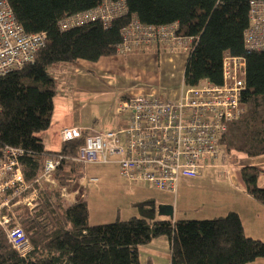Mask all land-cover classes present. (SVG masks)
I'll list each match as a JSON object with an SVG mask.
<instances>
[{
  "label": "trees",
  "instance_id": "trees-1",
  "mask_svg": "<svg viewBox=\"0 0 264 264\" xmlns=\"http://www.w3.org/2000/svg\"><path fill=\"white\" fill-rule=\"evenodd\" d=\"M26 34H46L45 46L21 69L0 78V148L24 150L25 179L41 191L30 212L21 209L19 223L32 251L22 258L0 228V264H139V248L165 236L171 264H252L264 259V241L246 236L240 216L230 212L212 219L170 220L156 216L153 201L136 204L140 216L91 225L85 198L70 202L63 190H72L85 175L79 162L81 138L64 142L59 152L48 151L37 136L50 127L58 82L50 69L81 60L97 62L115 55L124 29L134 21L144 25L178 24L177 34L192 39L187 52L183 87L204 81L223 83L226 55L246 62L244 112L228 125L221 141L223 161L236 164L239 156L264 155V51H248L244 35L249 26L251 1L264 0H6ZM127 12L108 26L90 21L62 31L60 23L97 9L105 2H120ZM128 96L122 97V99ZM61 158L54 172L55 186L38 185L45 164ZM262 170L240 171L246 192L264 203V188L257 185Z\"/></svg>",
  "mask_w": 264,
  "mask_h": 264
},
{
  "label": "built area",
  "instance_id": "built-area-1",
  "mask_svg": "<svg viewBox=\"0 0 264 264\" xmlns=\"http://www.w3.org/2000/svg\"><path fill=\"white\" fill-rule=\"evenodd\" d=\"M127 12L120 2H105L97 9L68 18L60 23L62 31L100 20L104 26ZM178 24L144 25L134 21L122 34L120 54L143 47L178 48L188 52L192 39L177 34ZM46 34H26L18 24L10 4L0 0V78L21 69L35 59L45 46ZM248 51H264V1H251L249 26L244 35ZM223 83L204 81L200 86L182 89L172 100L156 95L128 96L117 107L119 124L114 130L86 133L78 161L87 164L117 162L121 175L132 184L176 193L182 179L198 178L221 157V141L228 125L244 112L241 97L246 90V62L243 57L226 55ZM84 131L65 128L64 142L81 138ZM21 148H0V228L9 245L27 258L32 245L19 223L21 209L32 211L41 191L25 179ZM61 158L46 162L38 185L55 186L54 172ZM90 178L88 183L97 182ZM67 191L63 190L65 196Z\"/></svg>",
  "mask_w": 264,
  "mask_h": 264
},
{
  "label": "rangeland",
  "instance_id": "rangeland-1",
  "mask_svg": "<svg viewBox=\"0 0 264 264\" xmlns=\"http://www.w3.org/2000/svg\"><path fill=\"white\" fill-rule=\"evenodd\" d=\"M186 60L187 52L182 50L159 54L144 49L106 56L97 62L57 65L50 69L59 84L52 125L58 132L69 127L87 132L112 130L119 120L116 110L123 95H162L169 99L180 94ZM242 163L244 159L232 167L239 169ZM90 167H86L87 173ZM103 179L101 192L91 193L87 200L91 201L92 219L109 224L116 221L113 214L118 212V203L124 208V199L114 176Z\"/></svg>",
  "mask_w": 264,
  "mask_h": 264
},
{
  "label": "crops",
  "instance_id": "crops-1",
  "mask_svg": "<svg viewBox=\"0 0 264 264\" xmlns=\"http://www.w3.org/2000/svg\"><path fill=\"white\" fill-rule=\"evenodd\" d=\"M144 49H154L159 54H170L178 50L185 52L184 49L180 48L169 51L165 48L152 46L137 50ZM52 76L55 78L53 74ZM180 94L169 99H178ZM124 96L131 95H123L122 97ZM156 96L164 97L162 95ZM122 97L120 98L121 100ZM116 113L118 114L117 110ZM118 124L119 120L113 126L114 129ZM69 128L79 129L77 127ZM62 130L63 129L58 132L51 121L48 130L40 132L37 136L42 140L48 151L59 152L64 143L61 135ZM79 130L84 131L86 135L87 131L83 129ZM243 159L244 163L240 165L239 169L234 170V167H232L233 164L224 162L223 155L221 154L218 161L215 162L213 166L205 169L198 178L182 179L176 193H169L132 184L121 175L119 166L115 160L107 164H87L85 166L84 177L80 182L78 181L75 188L67 191L65 197L70 202H75L80 198H85L87 200L88 196H90V200L91 193L101 192V185L104 180L103 176H114L119 182L121 189V194L119 195L122 196V200L124 199V208H120L118 203V212H116V214L113 212L116 220H127L130 217L140 216L136 204L145 201H153L155 203L156 216L159 219L170 220L172 222L191 218L196 220H204L200 218L212 219L225 216L230 212H236L240 216L246 236L264 241V203L255 200L246 192V187L240 176V171L244 167L259 168L262 170V173L258 178L257 185L259 188H264V155L252 158L241 155L239 156L238 162ZM89 165H91V167L87 173L86 167ZM90 178H97L98 181L95 183H88ZM94 187H98L97 190H95ZM87 202L90 212L89 223L91 225L102 224V221H99L100 219H92L90 209L91 201L87 200ZM169 213H172L171 217L167 216ZM139 264H171L170 243L168 238L165 236L158 237L150 244L141 246L139 248ZM252 264H264V259H258Z\"/></svg>",
  "mask_w": 264,
  "mask_h": 264
},
{
  "label": "water",
  "instance_id": "water-1",
  "mask_svg": "<svg viewBox=\"0 0 264 264\" xmlns=\"http://www.w3.org/2000/svg\"><path fill=\"white\" fill-rule=\"evenodd\" d=\"M167 216L171 217L172 216V213L167 214Z\"/></svg>",
  "mask_w": 264,
  "mask_h": 264
}]
</instances>
